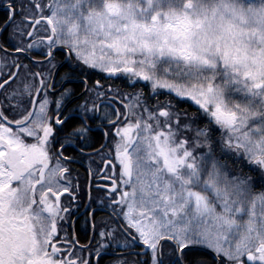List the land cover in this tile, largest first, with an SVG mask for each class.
I'll list each match as a JSON object with an SVG mask.
<instances>
[{"label": "snow or ice", "instance_id": "obj_1", "mask_svg": "<svg viewBox=\"0 0 264 264\" xmlns=\"http://www.w3.org/2000/svg\"><path fill=\"white\" fill-rule=\"evenodd\" d=\"M0 264H264V0H0Z\"/></svg>", "mask_w": 264, "mask_h": 264}, {"label": "flooded vegetation", "instance_id": "obj_2", "mask_svg": "<svg viewBox=\"0 0 264 264\" xmlns=\"http://www.w3.org/2000/svg\"><path fill=\"white\" fill-rule=\"evenodd\" d=\"M87 166V162H85V165L81 166V165H76L75 167L79 170L80 176L81 178H83L84 174H85V168ZM100 167H103V165L101 164ZM77 229L80 231H83V222L81 221L80 224L77 225Z\"/></svg>", "mask_w": 264, "mask_h": 264}, {"label": "trees", "instance_id": "obj_3", "mask_svg": "<svg viewBox=\"0 0 264 264\" xmlns=\"http://www.w3.org/2000/svg\"><path fill=\"white\" fill-rule=\"evenodd\" d=\"M187 105H185V107H186Z\"/></svg>", "mask_w": 264, "mask_h": 264}]
</instances>
